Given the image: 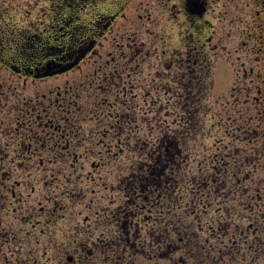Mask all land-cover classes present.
Wrapping results in <instances>:
<instances>
[{
	"label": "rangeland",
	"instance_id": "1",
	"mask_svg": "<svg viewBox=\"0 0 264 264\" xmlns=\"http://www.w3.org/2000/svg\"><path fill=\"white\" fill-rule=\"evenodd\" d=\"M21 1L24 3H20ZM36 1L17 0L13 7L11 1L0 0V13L6 15L0 19L3 23H10L0 26V133L9 126L16 132L18 125L22 124L24 127L20 132L24 131L27 135L29 131L26 125L30 118L37 120L36 117H39L40 128L36 131L37 136L45 146L54 150L47 154L46 159L56 160L59 154L79 167L78 161L82 156L80 149L74 146L81 144L82 148H87L88 139L91 138L93 144L106 146L95 149L104 163L98 169L93 168L99 161L95 156L89 157L86 169L92 173V179L86 182L84 188L91 191L84 197L83 204L77 202L74 208L64 207L65 204H71V201L67 196L58 198L61 196L59 192L51 199H42L39 195L49 191L46 185L53 165L45 164L41 171L33 173L41 182L34 183L36 192L30 193L25 187L27 177L23 170L29 168L30 163L24 162L23 168L19 167V161L15 160L13 163L17 153L14 144L5 147L9 140L16 142L20 135H0V149H3L0 153V164L4 171L10 169L12 173V180L5 182L6 188H0V192L6 194L5 200L0 201V245L3 246L0 247V264H5V257L7 264H19L25 257L28 264H85V260L89 264H104V258L91 251L94 242L86 236L88 230H95L96 227L100 231L114 234L108 264H169L163 253L150 249L147 236L138 232L132 235L129 232L125 238L124 226L127 222L119 226L108 214V211L116 209L125 201L120 179H128L130 176L129 171L119 172V168L122 166L127 169L128 164L134 160L142 159V163H145L146 151L130 152L129 147L136 149L141 145L142 148L149 149L162 131L173 128L170 113L173 112L174 115L177 111H173L175 108L172 97L179 89L172 79L176 74L181 77L179 83L182 84L184 76L179 71L186 68L187 62L180 64V54L188 46L193 48L191 45L196 43L204 51L210 49L208 51L212 58L208 74H205V94L209 95L205 103L213 106L215 113L211 115L214 114L215 118L208 117L203 121L205 132H210L214 121H221L218 114L222 119L226 118L227 112L220 110L229 109V102L232 101L233 107L230 108L233 111L230 114L234 116V121H229V124L235 128L248 118L253 129L264 132V38L261 37L262 29L259 26L262 25L264 13L257 15L256 0L251 3L248 0H109L108 8L126 3L125 10L114 27L104 33L93 53L72 72L49 77L44 81H34L32 78L12 73L7 68V56L11 54V46L17 45V36H25L28 32L40 34L39 30L22 31L26 22L34 23L40 15H37V10L32 9ZM185 2L195 8L202 4L205 9L201 16L190 17L188 8L187 15L184 12ZM14 23L16 27H11ZM172 53L178 54L179 61L175 60ZM10 65L20 67L16 62H10L9 67ZM235 69L239 72L236 79L233 77ZM109 79L116 82H111L114 85L111 88L108 86ZM242 89H246L247 93L240 95ZM114 94H118L117 99ZM231 94L233 96L229 98ZM244 100L247 103L245 107L251 108L248 112L246 108H242L241 103ZM123 101L124 108L120 109ZM129 104L134 106L130 110L125 107ZM159 107L162 110L155 115L154 112ZM81 108L84 111H80ZM44 110H48L47 116L44 115ZM133 110L136 121L139 119L136 123L139 131L134 137L129 136L127 129L123 131L129 138V147H125L123 136L120 137V142L111 138L114 132L108 130V125H116V119L108 118V115H125L131 118ZM61 113L64 114V119H60ZM68 113L72 115L68 116ZM77 113L81 122L74 127L78 130L74 135H69L66 142L61 139L62 134L68 131L65 120L77 119ZM53 114L56 115V120L50 119ZM49 124L51 127H48ZM97 126H100V131L93 136L89 129ZM222 132L218 128L213 136L199 137L194 149L198 150L197 145L202 144L203 153L198 152L200 156L206 155L214 159L215 148L220 146L216 141L223 139ZM103 133L109 135L99 136ZM256 135L258 134L253 133L252 137L256 138L252 139L249 146L250 176L248 181L238 184L239 190L234 197L251 206L252 212L245 210V215L264 223V183H261L264 181V133L261 136ZM55 141H59V147ZM233 145L234 151L242 155L243 147L240 143ZM42 149H35L32 153ZM43 168L48 169L47 178ZM17 180L22 185L14 188L15 195H11L8 192L10 184ZM75 187L84 190L80 184ZM241 188L250 189L247 196H240ZM73 195L79 193L73 192ZM226 196L221 200H214L208 209L214 220L223 218L220 223L227 221V214L221 213L220 209L224 210L225 207L235 204V201L230 203L227 200L231 197L230 193ZM113 201L114 205L111 203ZM223 201L225 202L222 204ZM89 203L91 208L87 207ZM178 214L181 215L180 212ZM185 222V219L184 222L181 221L182 224ZM249 225L250 221L244 222L245 229ZM194 227L195 223H192V228ZM216 227L218 226L214 224L213 229ZM133 229L132 225L130 230ZM143 230H148L145 224L142 225V232ZM233 230L229 229V236ZM248 238H254L251 231ZM199 239H203L201 234L190 243L197 244ZM221 239L228 242L226 237ZM58 249L61 251L58 252ZM220 250L223 251V248ZM17 251L22 255H15ZM176 255L179 256L180 253ZM189 264H195V261L189 259ZM240 264H252V255L246 254ZM256 264H261L260 260Z\"/></svg>",
	"mask_w": 264,
	"mask_h": 264
},
{
	"label": "trees",
	"instance_id": "2",
	"mask_svg": "<svg viewBox=\"0 0 264 264\" xmlns=\"http://www.w3.org/2000/svg\"><path fill=\"white\" fill-rule=\"evenodd\" d=\"M261 37L263 38V36ZM208 50L206 49L204 51L198 46L193 49L187 48L183 54H180V58L178 54H172L176 58L175 60L179 61L181 59L180 64L183 65L187 62L186 68L179 71V74H183L184 76L181 80L182 84L179 83L180 76L175 74V78L172 79L174 80L175 86L179 89V91L177 90V92L173 93L172 97L175 108L173 111H177L174 115L173 112L170 113L173 128L169 129V131H162L155 143L149 146V149L147 147L142 148L141 145L136 147L137 150L146 151V155H144L145 163H142L141 159L138 161L134 160L128 164L127 169L130 177L128 179H125V177L120 179V188L122 189L125 201L123 204H119L116 209L108 211L113 222H117L119 226L127 222L124 226L125 238L128 237L129 232H132V235L135 232L141 233L149 238V247L154 252L159 250L160 253H163L161 249L157 248V243L165 231H168L171 239H177L176 233L172 228L174 223L180 229V235L182 237V241H177V243H180L182 246L184 243H188L189 247H192L193 252H195L196 243L191 244L189 241L197 240L199 233L197 232L193 236L189 232L187 237L184 236L188 221L190 220L191 224L195 223L193 229H196L198 227L196 217L204 216L205 209L208 212V206H212L214 200H221L230 193L231 197L227 200H230V203L235 201L233 197L239 190L237 187L238 184L244 180L248 181L251 173V169H249L251 165L249 146L252 143V139L256 138L252 137L253 133L258 134L256 136H261V133H264L253 129L248 118L235 128L232 124L228 123L229 121L231 123L234 121L232 120L234 116L230 114L233 111L230 108L233 107V101L231 103L229 102V109L222 108L220 110L227 112L226 118L222 119L218 114L221 121H214L210 126V132H205L202 125L203 121L208 117L215 118L214 114L211 115V113H215V109L212 105L210 106L205 103L206 97L209 96L205 94L207 92L205 74H208L209 67L212 63V58ZM57 52L58 54L50 56L49 60L54 57H62L65 53H71L72 48L65 47L63 51H59L58 48ZM34 65L32 64V66ZM112 81L115 82L114 79H109L108 86L110 88L114 86L111 83ZM246 91V89H242L240 95H244L247 93ZM117 96L118 94L114 98L117 99ZM232 96L231 94L229 98ZM245 100L241 103L242 108H246L245 105L247 103ZM124 104L125 102L123 101L120 109L124 108ZM127 108L129 110L131 109V107ZM161 110L159 107L154 114H159ZM246 110L248 112L251 108L247 107ZM134 113L133 110V116L131 114L130 116L134 118L135 127L138 128L136 123L139 119L137 118L138 120L136 121ZM110 117L116 119V125H114L116 127L111 125V131L115 133L122 121L120 118L124 119L126 116L114 115L113 117L112 115H108V118ZM131 118L129 122H131ZM31 121L36 122V119L33 117ZM26 127L28 129L31 127L32 132H27L26 135L24 131H21L22 135L19 134L20 137H18L19 139H17L13 147L17 153L23 152L24 157L27 158L31 157L32 151H35V149L44 148L45 143L41 139L39 142H35L32 136L33 132L37 136L36 131L40 128V125L38 127L33 126V123H30L29 120ZM218 128L223 130L221 134L223 135V139L216 141L220 146L215 148L214 159H210L206 155L200 156L198 152L201 151L203 153V149L201 148L202 144L197 145L199 147L198 150L194 149L198 138L204 135L213 136L215 135L213 132ZM108 130H110L109 127ZM99 136H102V134ZM121 136L125 140L129 139L126 134H122ZM115 141L120 142L121 140L119 138L115 139ZM236 143H240L243 147L242 155H238L234 151L233 144ZM22 144L23 147L21 146ZM25 148L28 150L25 151ZM16 161H19V165L24 162L31 163L29 160L16 159ZM35 162L37 164L39 160ZM194 175L196 176L194 177ZM146 176L154 178L153 184L149 188H145L142 183L143 178ZM6 181L8 180H4V184ZM15 183L12 182L10 184V191L8 192L11 195L14 193V188H20L22 185L20 184L19 187H14ZM133 187L135 188L134 192L132 191ZM5 195V193L0 192V196L4 197L0 201L5 200ZM220 211L224 214L223 209H220ZM176 216H179L182 222L185 219V224L176 222ZM161 218H164L167 223H158ZM141 224L147 226L148 230L146 232L144 230L142 232ZM132 225L134 229L130 230ZM217 229L218 227L213 230L216 231Z\"/></svg>",
	"mask_w": 264,
	"mask_h": 264
},
{
	"label": "snow or ice",
	"instance_id": "3",
	"mask_svg": "<svg viewBox=\"0 0 264 264\" xmlns=\"http://www.w3.org/2000/svg\"><path fill=\"white\" fill-rule=\"evenodd\" d=\"M56 3L57 0H37V5H34V7L39 6L40 17L33 24L24 26L22 31H28L31 27H36L37 24H39L42 25V27L39 28V31L47 38L43 39L39 46L22 45L18 46L15 50L10 49L14 59H19L20 62L25 65L35 64L39 67L41 64L51 63L49 57L57 55L58 48L59 51H63L65 47L71 48L74 44L81 43V37L77 36V32L80 31L81 26L78 25L75 28L72 27L73 20L80 19L79 13L73 16V12L69 11L67 15H64L63 7L57 8ZM85 3L91 4V8L88 9L90 13H94L95 16H101L104 14L102 10L108 7L109 0H85ZM61 20H63V23L60 22ZM58 24L59 27L57 26ZM94 26L99 27L100 25L95 24ZM64 29H67V31H64ZM54 33L55 35H53ZM50 40H54L56 43H50ZM105 103H107V101H105ZM125 107L134 106L129 104ZM41 108H43V105H41ZM80 111H84V109L81 108ZM44 115H48V110H44ZM67 115L71 116L72 114L68 113ZM77 117L78 118L75 120H65V123L68 125V131L62 134L61 139H64L66 142L68 136L74 135L78 130L74 125L78 126L81 122L79 113H77ZM39 119L40 118L37 117L36 122H32L30 118V123H33V126L38 127ZM50 119L56 120L57 117L53 114ZM60 119H64L63 113H61ZM84 119H86V117H84ZM129 120L130 118L128 117L122 119L115 133L111 135L112 139H119L125 129H127L129 136L134 137L136 135L139 129L135 127L134 118H131V122H129ZM11 123L12 122H10V125ZM23 127L24 126L20 124L18 125L17 131L13 132V129L9 126L7 129L3 130L0 135L4 137L19 135L21 134L20 130L23 129ZM48 127H51V125L49 124ZM108 127L111 130L112 126L108 125ZM28 131L32 132V128L30 127ZM57 131L59 132L60 129H57ZM89 131L95 136V133L100 131V126H97L95 129H89ZM45 135H47L46 131ZM103 135H109V133H103L102 136ZM32 136L35 142H39L40 137L36 136L34 132L32 133ZM14 143L15 141L9 140L5 147ZM55 143L56 146L59 147V141H55ZM21 146L23 147V144ZM124 146L129 147L127 140L124 141ZM74 147L80 149V155L82 156V159L78 161L79 167H77L76 163H70L59 154H57L56 160L46 159L47 154L54 151L47 146H45L42 151L34 152L31 157L27 158L24 157L23 152L16 153V156L13 158V163H15L16 159L31 161L29 168H23V164L19 165V167L23 168L24 174L27 177L25 187L30 190V193L36 192V188L33 187V184H39L41 182V179L39 177H34L33 173L41 171L43 165L51 164L53 165V170L51 172L50 180L46 185V188L49 191L39 193L40 197L42 199H51L59 192L61 193V196L58 198L62 199L63 196H67L71 201V204H65L64 207L74 208L77 202L81 204L84 203V197L88 195L89 191H91L89 188H84V185L88 180L92 179V173L86 169V162L89 160V157L95 156L99 163L94 164L93 168H100L104 161L95 149L97 147L106 146L103 144H93L92 139L89 138L87 148H82L81 144H77ZM24 150L27 151L28 149L25 148ZM129 151L135 152L137 149L129 147ZM2 152L3 149H0V153ZM121 155H123V153H121ZM4 158L7 159L6 156ZM36 159L39 160V164L35 163ZM57 161L60 162L57 163ZM43 171L45 173V178H47L48 169L43 168ZM125 171H128V169L122 166L119 168V172ZM6 179L12 180L11 170L4 171L2 164H0V188H6V185L4 184V180ZM117 179H119V176H117ZM137 179H139V177H137ZM153 179L154 178L148 176L143 178L142 183L145 188H149L153 184ZM261 183H264V181H261ZM76 184H80L84 190L81 191L80 189H77L75 187ZM19 186L20 184L17 180L14 187ZM69 186L72 187L70 188ZM132 191H135L134 187L132 188ZM249 191L250 189L241 188L240 196H247ZM73 192H78L79 195L74 196ZM13 195H15V193H13ZM3 198V196H0V199ZM256 198H259V188H257ZM105 199H109V197H105ZM233 199L235 200V204L224 208V212L227 214V221L225 223H220V220L223 219L222 217H218L214 220L212 215L207 212V209H205L204 216L196 217L198 225L196 229H193L191 221H188V224L185 227L184 236L187 237L189 232H191L193 236H195L197 232L203 236V239H199L195 245V252H193L192 247H189L188 243H184L183 246L180 243H177V241H182V237L180 235V229L175 223L172 225V228L176 233V240L171 239L168 231H165L162 234L160 241L157 243V248L163 251V256L169 261V264H189V259L195 261V264H226V262L227 264H240V262L245 259L246 254L252 255V264H256L257 260H260L261 264H264V223L257 221L251 216L245 215V210L249 213L252 212V208L249 204L244 203L237 197H233ZM111 203L114 205L115 202L113 201ZM91 206V203L87 205L89 208H91ZM208 207H210V205ZM217 211H219V209ZM175 220L178 223L181 222L179 216H176ZM245 221H250L248 229L244 228ZM158 223H167V221L164 218H161ZM214 224L218 226L216 231L213 230ZM230 228L234 229L231 236H229ZM249 231L253 233L254 238H248ZM86 236L88 240L94 242L91 251L97 253L98 256H102L104 258V264H108L111 240L114 239V234L110 231H100L99 228L96 227L95 230H88ZM221 237L228 238V242L225 243ZM257 246L259 250H257ZM0 247L3 246L0 245ZM221 247L223 248V251L220 250ZM59 251L61 250L58 249V252ZM178 252L180 253L179 256L176 255ZM15 255L19 257L22 254L17 251ZM4 259L5 264H7V258L5 257ZM149 259H151V257H149ZM19 264H28L27 257L20 260ZM85 264H89V262L85 260Z\"/></svg>",
	"mask_w": 264,
	"mask_h": 264
},
{
	"label": "flooded vegetation",
	"instance_id": "4",
	"mask_svg": "<svg viewBox=\"0 0 264 264\" xmlns=\"http://www.w3.org/2000/svg\"><path fill=\"white\" fill-rule=\"evenodd\" d=\"M8 1L12 2V4H11L12 6L14 5V3H17V0H8ZM248 1L251 3L253 0H248ZM20 3L23 4L24 2L21 1ZM20 3H18V4H20ZM27 4H28V2H27ZM185 4L186 3H184V6H186L188 8V11L191 14V15L189 14L190 17L201 16V14L203 13V11L205 9L202 4L197 6V8H193V6H190L188 4L185 5ZM34 5H37V1L33 3L32 9L37 10V15H38L40 13V8H39V6L34 7ZM124 5H119L118 7L115 5V6L110 7V8L107 7L106 9L102 10L104 13L103 15L95 16L94 13H90L88 11V9L91 8V4L85 3V0H57L56 7L57 8L63 7V9H64L63 14L64 15H67V13L69 11L73 12V16H75L77 13H79L80 19L79 20L74 19L73 23H72V27L75 28L78 25L81 26L80 31L77 32V36L81 37V43L74 44L71 47L72 48L71 53H65L64 56H62V57H54V58L50 59L51 63L41 64L39 67L34 65V66L28 67V68L26 66H23V65H20V67L12 66L11 69L13 71H11V72L16 74L17 76H24V77L32 78V79H33L34 75H42L45 73L50 75V76H48V78L49 77L54 78V77L62 76V75L69 73V72H66V73L61 74L60 72H61V69L68 66L75 59H78V57L80 55H82L83 53L87 52L85 58H83L84 60H86L90 56V54L93 53V51L97 48V44L104 37V33L108 32L111 28H113L114 24L118 21L120 16L123 14V11L125 10ZM186 7L184 8V12L187 13ZM255 7H256L257 15L261 16V14L264 13V0H256ZM115 8H117V9H115ZM83 15H86V17H83ZM187 15H188V13H187ZM3 16H6V15H3L0 13V17H3ZM24 16H26V15H24ZM39 17H40V15L37 16L36 21ZM45 20H46V18H45ZM3 22L4 21L2 19H0V26H4V24H10V23H3ZM60 22L63 23V20H61ZM31 24H33V23H27L26 22L25 26H29ZM95 24H99L100 26L95 27L94 26ZM261 24L262 25H259L262 29L261 36H263V38H264V29H263L264 28L263 27L264 26V19L262 20ZM10 26L16 27V24L14 23ZM57 26L59 27V24ZM40 27H42V25L37 24L36 27H31L30 30H28V31L39 30ZM22 35H20L21 37L17 36V38H19V40L16 42L17 45H20V46H22V45L39 46L41 41L43 39L47 38L41 32L39 35H36L33 32H28L27 35H25V36L24 35L22 36ZM53 35H55V33ZM192 36H193V34H192ZM50 43H56V41L50 40ZM17 45H14V46H17ZM14 46H12V48ZM7 58H8L7 62L9 65L10 62L13 61V54L10 56H7ZM82 62L79 63V66ZM79 66H77L75 69H77ZM74 70H72V71H74ZM72 71H70V72H72ZM44 79H46V78L39 79V81H42Z\"/></svg>",
	"mask_w": 264,
	"mask_h": 264
},
{
	"label": "water",
	"instance_id": "5",
	"mask_svg": "<svg viewBox=\"0 0 264 264\" xmlns=\"http://www.w3.org/2000/svg\"><path fill=\"white\" fill-rule=\"evenodd\" d=\"M80 60V59H79ZM78 60V61H79ZM78 61H76V62H74V63H72L71 65H69L67 68H66V70H71L72 68H74L77 64H78Z\"/></svg>",
	"mask_w": 264,
	"mask_h": 264
}]
</instances>
